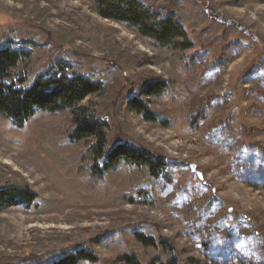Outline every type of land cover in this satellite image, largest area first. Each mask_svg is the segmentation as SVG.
<instances>
[{
    "label": "rangeland",
    "instance_id": "rangeland-1",
    "mask_svg": "<svg viewBox=\"0 0 264 264\" xmlns=\"http://www.w3.org/2000/svg\"><path fill=\"white\" fill-rule=\"evenodd\" d=\"M138 1L178 17L192 47L154 45L100 16L93 0H0V47L29 53L14 78L29 86L68 64L103 86L81 104L107 121L109 147L164 158L157 175L122 163L93 180L83 171L91 160L81 166L92 141L69 140L68 113L37 111L22 127L0 115V189L38 195L0 212V264H51L80 250L98 262L78 264H129L117 261L124 255L264 264V0ZM159 82L161 94L142 93Z\"/></svg>",
    "mask_w": 264,
    "mask_h": 264
},
{
    "label": "trees",
    "instance_id": "trees-1",
    "mask_svg": "<svg viewBox=\"0 0 264 264\" xmlns=\"http://www.w3.org/2000/svg\"><path fill=\"white\" fill-rule=\"evenodd\" d=\"M95 11L102 17L118 22L137 32L142 38L154 45L167 47L172 50H184L192 47L188 34L178 17L175 15L162 16L160 13L138 0H93ZM29 53L15 49L10 45L0 47V115L11 120L12 124L22 127L37 111L49 114L68 113L74 129L68 134L72 142L91 140V144L81 156V166L86 157L91 164L84 166L83 171L91 179H103L105 174L118 165L125 163L131 167H147L152 175H157L164 166V158L148 152L144 148L117 143L108 146V123L97 117L90 106L81 103L91 94L103 89L99 82L91 81L80 75L64 62H58L47 70L39 73L29 86H26L27 76H12V69L27 60ZM167 88L165 82L146 84L142 93L159 95ZM129 106L150 121L158 119L154 112L142 106L136 99ZM160 166V168H158ZM38 195L29 187L0 189V212L14 206L30 207ZM136 238L149 245L147 238L136 233ZM151 241V240H150ZM98 262L92 252L77 251L62 257L51 264H78L80 261ZM117 261L129 264H139L124 255ZM150 264H157L152 261ZM163 264V263H162ZM164 264H177L171 260Z\"/></svg>",
    "mask_w": 264,
    "mask_h": 264
},
{
    "label": "water",
    "instance_id": "water-1",
    "mask_svg": "<svg viewBox=\"0 0 264 264\" xmlns=\"http://www.w3.org/2000/svg\"><path fill=\"white\" fill-rule=\"evenodd\" d=\"M191 170L194 172L196 170V165L195 164H192L191 165ZM199 176H201V174H199Z\"/></svg>",
    "mask_w": 264,
    "mask_h": 264
}]
</instances>
